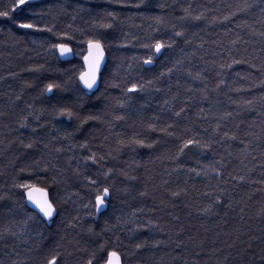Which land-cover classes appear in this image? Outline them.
<instances>
[{
  "label": "trees",
  "instance_id": "obj_1",
  "mask_svg": "<svg viewBox=\"0 0 264 264\" xmlns=\"http://www.w3.org/2000/svg\"><path fill=\"white\" fill-rule=\"evenodd\" d=\"M14 3L0 0V264H104L112 251L123 264H264V0ZM90 39L107 53L93 94L54 47L78 56ZM156 40L172 47H143ZM188 139L199 146L179 153ZM26 183L49 192L50 223L25 207Z\"/></svg>",
  "mask_w": 264,
  "mask_h": 264
},
{
  "label": "snow or ice",
  "instance_id": "obj_2",
  "mask_svg": "<svg viewBox=\"0 0 264 264\" xmlns=\"http://www.w3.org/2000/svg\"><path fill=\"white\" fill-rule=\"evenodd\" d=\"M29 2H30V0H15V3H14V5H12L10 10L14 12L16 9L28 4ZM142 2H143V0H142ZM135 6L140 7L141 5L137 4ZM241 10H246V8L241 9ZM184 11L187 13L188 9H184ZM108 15L110 17H112V19H115L114 13L109 12ZM233 15H235V13H233ZM9 16H10L9 10L0 11V17H9ZM184 18L185 17H181V19H184ZM201 18H202V14L192 17V19H194V20H200ZM155 19H156L157 23L163 22L161 17H156ZM227 19H229L228 16L225 17V20H227ZM18 27L26 28V29H34L36 31H44V30L51 31L52 30L50 28L49 29H40L33 23H20L18 25ZM102 27L111 28L112 24L102 25ZM182 35H183V32H181V31L175 32V36H177V37L182 36ZM88 46H89V55L85 57V62L88 65V71L85 73H82L80 75V81L83 83L85 88L92 90L97 85V79H98V76L100 73L101 63L104 59V45L100 39H90L88 41ZM54 47L59 49L61 56L65 55L66 53L71 51V49H69L67 47V45H65V44H57V45H54ZM143 47L154 48L155 53L159 54L162 52L163 49L171 48L172 43L162 41V40H156L154 44H151V45L145 44V45H143ZM152 62L153 61H152L151 56H149L148 59H146L144 61L145 64H151ZM234 63H242V61H234ZM229 67H231V65H229ZM149 83H151V81H149ZM54 87H56V85L49 84L47 86V91L51 92ZM143 88H144L143 84L139 85V87H137V85L133 84L132 87L128 89V92H137L139 90H142ZM249 103H251V102H249ZM121 106L123 107V105H121ZM181 111H183V109H181ZM59 115L67 116L69 119H71L73 116V113L71 111H68V110H62L59 113ZM175 115L177 117H179L180 112L175 113ZM122 118L123 117H117V119H122ZM24 126L25 125H23V124L21 125V127H24ZM168 127H172V125H169ZM153 130H155V129H153ZM162 131L167 132V129H162ZM168 134L171 135L172 133L169 132ZM134 143L142 145V146L144 145L143 140H135ZM190 145L199 146V141L194 140V139H188V140L184 141L182 146L179 148L178 152L183 153L184 149L188 148ZM148 146H150V145H148ZM26 147L30 148V147H32V145L28 144V145H26ZM92 159H93V162H95L94 156L92 157ZM241 179H243V177H241ZM92 183H95V181H92ZM16 186L19 188H23L26 191L27 200L30 201L35 206L36 209H38L39 214H42V218H45L48 221H51L53 219L54 215L57 212V209H56V206L54 205V203L48 198V193H47L46 189L37 188L34 184H31V183L19 184ZM37 192L40 193L39 198L34 195V193H37ZM109 195H110L109 188L104 187L102 189V191L95 196V207H96L97 212H100L103 210V208L106 205L107 198L109 197ZM141 195H143V193H141ZM173 195H179V193H173ZM139 247H141V245H137V248H139ZM55 260H56V258L54 257L51 261H49V264H55ZM87 264H93V260L92 259L88 260ZM106 264H120V257L118 255V253L115 251L109 252Z\"/></svg>",
  "mask_w": 264,
  "mask_h": 264
},
{
  "label": "water",
  "instance_id": "obj_3",
  "mask_svg": "<svg viewBox=\"0 0 264 264\" xmlns=\"http://www.w3.org/2000/svg\"><path fill=\"white\" fill-rule=\"evenodd\" d=\"M68 47V46H67ZM69 49H71L70 47H68ZM56 53H57V55H58V58H59V60L60 61H62V62H65V61H69V60H71L72 58H73V53H72V50L70 51V52H68V53H66L65 55H63V56H61L60 55V51H59V49L58 48H56ZM89 55V46H88V44L86 45V55H85V57L86 56H88ZM85 57H84V59H83V61H82V64H83V67H84V71H83V73H85V72H87L88 71V65L86 64V62H85ZM105 63H106V55H105V52H104V59H103V61H102V63H101V67H100V73H99V76H98V79H97V85L92 89V90H89V89H87V88H85L84 87V85H83V83L80 81V77H79V85H80V87L83 89V90H85V91H87V92H95V91H97V89H98V87H99V78H100V74H101V72L103 71V69H104V66H105ZM82 74V73H81ZM37 188H40V187H37ZM47 191V190H46ZM47 193H48V198H49V192L47 191ZM34 195L35 196H37L38 198L40 197V193H34ZM24 199H25V203H26V206H27V208L28 209H30V210H32L33 212H35L44 222H46V223H50L54 218H55V216L57 215V212H56V214L54 215V217H53V219L51 220V221H48V220H46L45 218H42V214H39V212H38V209H36L35 208V206L30 202V201H28L27 200V193L25 192V194H24ZM50 199V198H49ZM119 255V254H118ZM119 257H120V264H123L122 263V258H121V256L119 255ZM107 258H108V255H107ZM106 261H107V259H106ZM105 264H106V262H105Z\"/></svg>",
  "mask_w": 264,
  "mask_h": 264
},
{
  "label": "bare ground",
  "instance_id": "obj_4",
  "mask_svg": "<svg viewBox=\"0 0 264 264\" xmlns=\"http://www.w3.org/2000/svg\"><path fill=\"white\" fill-rule=\"evenodd\" d=\"M39 1H42V0H39ZM65 45H67L68 47H70L71 48V46L70 45H68V44H65ZM71 50H72V53H73V58L71 59V60H69V61H65V63H68V62H71L72 60H74V59H77L79 62H80V64H81V67H82V70H81V72L80 73H78L77 74V76H76V81H77V84H78V87L83 91V92H85V93H89V94H93V93H95V92H87V91H85V90H83L81 87H80V85H79V77H80V75H81V73H83V71H84V67H83V64H82V61H83V59H84V57H85V55H86V47H85V52L84 53H81V54H78V56L76 55L75 56V53H74V51H73V49L71 48ZM104 52H105V55H106V63H107V53H106V51H105V49H104ZM83 54V55H82ZM56 58H57V60L59 61V62H62V61H60L59 60V58H58V55H57V53H56ZM106 63H105V65H106ZM105 67V66H104ZM102 73V72H101ZM100 79H101V74H100V78H99V83H100ZM99 88V87H98ZM98 90V89H97ZM26 192V191H25ZM25 192H24V194H25ZM24 194H23V196H24ZM50 198V197H49ZM25 200V199H24ZM25 207L27 208V206H26V203H25ZM28 209V208H27ZM30 212H32L34 215H36L42 222H44L35 212H33L32 210H30V209H28ZM106 262V261H105ZM122 263H123V261H122ZM105 264V263H104Z\"/></svg>",
  "mask_w": 264,
  "mask_h": 264
},
{
  "label": "rangeland",
  "instance_id": "obj_5",
  "mask_svg": "<svg viewBox=\"0 0 264 264\" xmlns=\"http://www.w3.org/2000/svg\"><path fill=\"white\" fill-rule=\"evenodd\" d=\"M110 200V197H108L107 198V202ZM107 202H106V205H105V207L103 208V210L107 207ZM102 210V211H103ZM101 212V211H100ZM28 221H29V225H34V226H36L37 225V221H36V218L34 217V216H29L28 217Z\"/></svg>",
  "mask_w": 264,
  "mask_h": 264
}]
</instances>
